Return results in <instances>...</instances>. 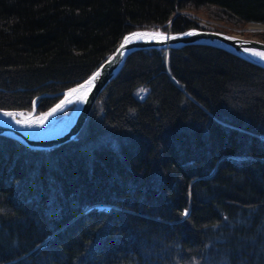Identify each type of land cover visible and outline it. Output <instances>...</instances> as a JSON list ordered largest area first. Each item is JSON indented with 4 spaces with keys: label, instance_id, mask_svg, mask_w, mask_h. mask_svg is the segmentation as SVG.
<instances>
[{
    "label": "trees",
    "instance_id": "1",
    "mask_svg": "<svg viewBox=\"0 0 264 264\" xmlns=\"http://www.w3.org/2000/svg\"><path fill=\"white\" fill-rule=\"evenodd\" d=\"M198 12L264 24V0H0V109L43 112L124 34ZM0 264H264V68L137 50L74 139L0 135Z\"/></svg>",
    "mask_w": 264,
    "mask_h": 264
},
{
    "label": "water",
    "instance_id": "2",
    "mask_svg": "<svg viewBox=\"0 0 264 264\" xmlns=\"http://www.w3.org/2000/svg\"><path fill=\"white\" fill-rule=\"evenodd\" d=\"M155 32L160 31L164 33L166 36H175V39H170L166 41H151L148 39L140 40L134 43H130L125 46L123 51V55L117 53V49L120 48V45L123 43L124 37L129 36L133 32ZM195 32L194 35H183L185 33ZM228 37H234L236 39H228ZM249 43H244V42ZM210 45L219 47L224 49L234 55H237L251 63L259 65L264 68V61H260L256 57L250 56L248 53L243 51L244 48H252L258 51H264V41L254 39V38H244L242 36H236L233 34H227L222 31H216L211 29L204 28H189L180 32H169V31H161V30H133L128 32L122 36L114 50L100 63V65L92 71L86 78H84L79 83L67 88L66 90L60 92L59 99L54 103L51 107L46 109L43 112L36 113L33 109L30 112H26V115L29 116L30 120L40 119L48 112H50L53 108L56 107L62 100L65 99V93H68L71 89L78 88V86L84 83L85 80L89 79L94 73L99 72V77L95 80L94 86L90 89H85L81 91H77L72 93V95L68 96L69 100H76L77 96L84 95L87 92V96L83 102L78 101L77 106L71 116L68 118L69 122L66 126L65 130L58 134H45L46 127L56 119L57 115L65 109L69 104H66L62 109L58 110L53 116L48 117L42 125L33 124L32 126L25 125H17L14 122L6 120L0 117V135L7 136L13 138L20 142L21 144L27 146L31 149L37 150H49L56 146H59L63 143H66L72 139H74L82 126L84 125L98 95L102 92V90L106 87V85L110 82V80L117 74V72L122 67L125 59L134 51L141 49H174L180 48L186 45ZM109 57H118L114 59L111 63L108 62ZM5 111H16V110H5L0 109V112ZM22 112V111H18ZM23 113V112H22Z\"/></svg>",
    "mask_w": 264,
    "mask_h": 264
},
{
    "label": "snow or ice",
    "instance_id": "3",
    "mask_svg": "<svg viewBox=\"0 0 264 264\" xmlns=\"http://www.w3.org/2000/svg\"><path fill=\"white\" fill-rule=\"evenodd\" d=\"M195 32H189L185 33L183 35H194ZM175 36H166L164 33L160 31H155V32H150V31H145V32H133L129 36H125L123 43L120 45V48L117 49V53L120 55H123V51L125 49V46L134 43L140 40L148 39L151 41H166L170 39H175ZM228 39H236L234 37H228ZM244 43H249V42H244ZM243 51L248 53L252 57L258 58L260 61H264V51H258L256 49L252 48H244ZM118 57H109L108 62L111 63L114 59H117ZM100 73L96 72L94 73L89 79L85 80L84 83L80 84L78 88L71 89L68 93H65V99L62 100L59 104L56 105L55 108H53L50 112L46 114V116L37 119V120H30V119H17V116L22 115V113H16L12 111H5L3 112V115L6 117H11L17 125H25V126H32L33 124L36 125H42L44 121L50 117L53 116L54 113H56L58 110L62 109L66 104L73 103L72 100L68 99V96L72 95V93H75L77 91L85 90V89H90L92 86H94L95 80L99 77ZM147 90L146 89H140V93L143 94ZM87 96V92L84 93V95L77 96L76 100L83 102ZM187 213H185L186 215Z\"/></svg>",
    "mask_w": 264,
    "mask_h": 264
},
{
    "label": "rangeland",
    "instance_id": "4",
    "mask_svg": "<svg viewBox=\"0 0 264 264\" xmlns=\"http://www.w3.org/2000/svg\"><path fill=\"white\" fill-rule=\"evenodd\" d=\"M190 15H192L197 20L198 24L200 26L204 27V29L206 28V29H211V30H216V31H222V32H225L227 34L242 36L244 38H254V39H258V40H261L258 37V33L264 32V30H261V31L249 30V25H251V24L264 25V24H260V23H246V24H243L242 26H237L235 24L227 23V22L221 21L219 19L209 18L203 12H198V13H194V14L190 13ZM77 103H78V101L74 100L73 103H70L67 106V107H69V106L71 107V110L69 112H67V113H65L59 117L57 115L56 119L54 121H52L46 127L45 134L49 133V131L54 129L58 124L63 122L65 119L69 118L71 116V114L74 112V110L77 106ZM23 114H26V113L23 112Z\"/></svg>",
    "mask_w": 264,
    "mask_h": 264
},
{
    "label": "bare ground",
    "instance_id": "5",
    "mask_svg": "<svg viewBox=\"0 0 264 264\" xmlns=\"http://www.w3.org/2000/svg\"><path fill=\"white\" fill-rule=\"evenodd\" d=\"M168 24L170 25V23H168ZM249 30H251V31H261V30H264V25L251 24V25H249ZM13 112L22 113V112H18V111H13ZM0 117L15 123V121L11 117L4 116L2 112H0ZM17 119H29V116H27L26 114L22 113V115L17 116ZM68 122H69V120L67 118L63 122L58 124L54 129L49 131V133H47V134H49V135H53L54 134L55 135V134L61 133L62 131L65 130L66 126L68 125Z\"/></svg>",
    "mask_w": 264,
    "mask_h": 264
},
{
    "label": "clouds",
    "instance_id": "6",
    "mask_svg": "<svg viewBox=\"0 0 264 264\" xmlns=\"http://www.w3.org/2000/svg\"><path fill=\"white\" fill-rule=\"evenodd\" d=\"M140 89H146L147 90V86L146 85H140L138 88H137V94L139 95V94H141L140 93Z\"/></svg>",
    "mask_w": 264,
    "mask_h": 264
}]
</instances>
